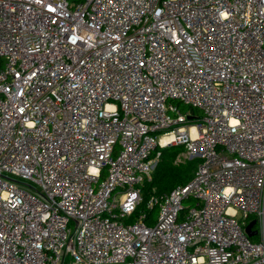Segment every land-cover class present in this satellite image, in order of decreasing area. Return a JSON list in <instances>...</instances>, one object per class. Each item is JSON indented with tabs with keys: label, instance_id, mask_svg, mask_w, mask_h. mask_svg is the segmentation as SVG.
Listing matches in <instances>:
<instances>
[{
	"label": "built area",
	"instance_id": "2783aa9c",
	"mask_svg": "<svg viewBox=\"0 0 264 264\" xmlns=\"http://www.w3.org/2000/svg\"><path fill=\"white\" fill-rule=\"evenodd\" d=\"M66 257L264 264V0H0V264Z\"/></svg>",
	"mask_w": 264,
	"mask_h": 264
},
{
	"label": "trees",
	"instance_id": "16d2710c",
	"mask_svg": "<svg viewBox=\"0 0 264 264\" xmlns=\"http://www.w3.org/2000/svg\"><path fill=\"white\" fill-rule=\"evenodd\" d=\"M82 0H70V2L75 3ZM181 110L185 111L188 107H185L180 102H175ZM195 108L191 109L195 116L199 117L200 112ZM179 146V147H178ZM168 147V146H167ZM165 147V148H167ZM178 151L173 155H168L167 153L160 151L159 159L156 163L154 170L151 173L150 179L143 183L142 189V203L138 206L135 213L139 210L144 209V203L148 197L152 194L165 193L172 188L187 182L195 172V165L193 161L185 160L183 162H175V155L182 151V146L177 145ZM182 147V148H181ZM153 210L150 212L152 213ZM131 219V218H130Z\"/></svg>",
	"mask_w": 264,
	"mask_h": 264
},
{
	"label": "rangeland",
	"instance_id": "374dc122",
	"mask_svg": "<svg viewBox=\"0 0 264 264\" xmlns=\"http://www.w3.org/2000/svg\"><path fill=\"white\" fill-rule=\"evenodd\" d=\"M185 106V105H184ZM185 107H187V106H185ZM199 111V110H198ZM198 111H196V112H198ZM194 115H196V114H194ZM161 135V132L160 131H158V132H156V137H158V136H160ZM177 145H175V146H168L167 148H161V147H157L156 148V152L158 151V150H161V151H163V152H165V153H167L168 155H173V154H175V152H177L178 151V147H176ZM182 147V151H180V152H178L176 155H175V162H183V161H187V160H189V161H193V163H194V165H195V168L197 167V165H198V163H199V161H200V158L199 157H197V156H190L189 154H188V152L186 151V149H185V146H183V145H181ZM158 157H155V160H157L158 161ZM11 177L12 178H14V179H16L17 181H20V182H27V181H25V180H22V179H20V178H18V177H16V176H13V175H11ZM29 183V182H28ZM152 216H153V218L155 219L156 218V216H157V210L156 209H154L153 210V212H152ZM67 263V257L65 258V260L61 263V264H66Z\"/></svg>",
	"mask_w": 264,
	"mask_h": 264
},
{
	"label": "water",
	"instance_id": "95a60500",
	"mask_svg": "<svg viewBox=\"0 0 264 264\" xmlns=\"http://www.w3.org/2000/svg\"><path fill=\"white\" fill-rule=\"evenodd\" d=\"M195 115L189 116L190 119H193ZM254 224V220L250 221L246 226H245V232L251 237L254 234H256V231L252 229V226Z\"/></svg>",
	"mask_w": 264,
	"mask_h": 264
}]
</instances>
